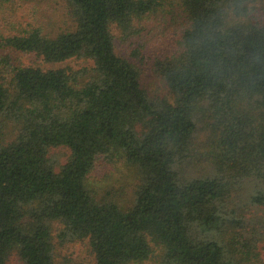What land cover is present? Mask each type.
<instances>
[{"label": "trees", "instance_id": "obj_1", "mask_svg": "<svg viewBox=\"0 0 264 264\" xmlns=\"http://www.w3.org/2000/svg\"><path fill=\"white\" fill-rule=\"evenodd\" d=\"M48 1L0 18V264H65L66 242L94 264H264V0ZM151 23L172 32L166 96L116 48ZM119 157L129 204L88 183Z\"/></svg>", "mask_w": 264, "mask_h": 264}, {"label": "rangeland", "instance_id": "obj_2", "mask_svg": "<svg viewBox=\"0 0 264 264\" xmlns=\"http://www.w3.org/2000/svg\"><path fill=\"white\" fill-rule=\"evenodd\" d=\"M45 3L51 4V1L44 0L39 5V0H27L23 2L21 7L18 6L15 15H11L12 10L9 8L5 16L8 17L11 15L17 19L22 18L19 22L21 21L24 23L26 20L29 21L25 9L27 7H29V9L32 7L33 9V4H37L38 11L36 16L40 20L43 19V13L46 8ZM2 11L3 9L0 11V18L4 16ZM5 16L3 18H5ZM1 22L3 23L1 28L7 32L19 29L18 23L13 24V27H11L10 23L5 21ZM115 33L117 51L129 56L131 60L136 61L140 65L142 82L150 95L153 97L166 96L169 93L168 87L163 78L154 71L152 61L155 55L161 54L167 50L172 35L171 30H165L162 25L158 26L157 24L151 23L141 34L133 36L126 41L120 40L117 30ZM137 47L140 52L133 56L131 53L132 49ZM22 60L27 61L28 59L24 57ZM78 63L80 62L78 61ZM50 154L53 155V158L59 163H63L68 158L69 149L64 146L52 147L50 149ZM135 180L136 176L133 169L128 166L121 157L113 162L99 159L94 169L88 175V183L96 189L99 197H108L112 195L124 204L130 203L133 196V184ZM55 241H57L56 238ZM58 246L56 250L58 261L65 262V264H94L93 255L86 242H66ZM15 264L20 263L16 262Z\"/></svg>", "mask_w": 264, "mask_h": 264}]
</instances>
